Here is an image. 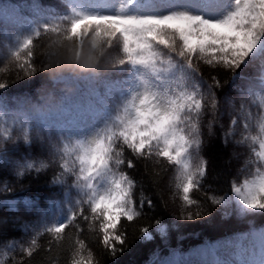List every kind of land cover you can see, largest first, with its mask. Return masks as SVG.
<instances>
[{
    "label": "snow or ice",
    "instance_id": "6c2138e0",
    "mask_svg": "<svg viewBox=\"0 0 264 264\" xmlns=\"http://www.w3.org/2000/svg\"><path fill=\"white\" fill-rule=\"evenodd\" d=\"M67 9L69 14L28 23V31L16 36L7 48L0 79L13 70L17 78L20 72L33 76L50 59L48 48L54 41L75 45L77 58L79 50L88 43L92 50L90 62L104 59L111 68L129 69L130 76L108 85L109 91L117 90L118 97L113 100L111 117L102 127L87 135H72L68 129H62L65 134L58 142H53L51 135L47 137L52 162L61 169L52 183L63 187V198L52 201L48 211L42 213L41 221L32 226L35 234L26 246L12 240L6 242L5 251L14 252L18 246L31 257L39 247L40 235L48 233L59 243L70 225L80 230L77 218L82 217L89 222V230L102 235V244L116 259L126 245V235L118 226L123 227L122 219L132 222L141 215L133 199L135 182L121 171L126 149L138 159L156 158L161 163L162 158L174 167L176 187L189 208L183 218L193 220L201 216L198 200L190 197V193L201 188L206 172V161L200 156L201 122L211 111V135L212 123L219 121L214 89L223 84L213 77V84L205 89L197 79V62L230 71L233 83L240 78L237 69L242 66L259 62L264 70V0H97L90 9L79 0H68ZM0 17L21 22L16 7H0ZM42 34H51L53 38L38 67L34 39ZM117 47L115 54L109 52ZM10 82H0V90H6ZM259 84L264 89V78ZM250 95L251 90L242 91L245 100ZM98 103L106 106L103 99H98ZM252 105L255 100L242 101L238 110L244 131L236 144L246 145L250 152L244 178L231 186L241 216L249 212L264 214V99L257 105L256 114ZM68 111L63 104L40 107L31 104L30 99H21L15 110H9L0 100V144L12 141L14 130L20 133L16 140L30 144L35 131L43 142L41 132ZM237 122V118L231 120L233 127L224 134L225 144L227 138L235 135ZM0 161L11 163L6 159L5 148L0 150ZM48 167L44 159L25 160L17 162L16 175L23 177L33 170L40 173ZM127 167H134L131 159L127 160ZM11 191L7 182L0 187V192ZM210 199L213 204L226 202L214 196ZM8 203L14 207L16 202ZM24 203L33 206V201L25 199ZM144 203L145 199H141V206ZM147 203L151 206V200ZM192 206L196 207L195 212L191 211ZM49 213L56 217L50 224L46 220ZM156 224L157 232L166 235L167 226L159 220ZM142 238L151 239L148 228L142 229ZM76 245L71 264H93L90 250L86 259L82 255L87 250L84 240L77 239ZM194 255L199 257L198 264H264V230L205 245ZM169 264L191 262L178 260Z\"/></svg>",
    "mask_w": 264,
    "mask_h": 264
},
{
    "label": "trees",
    "instance_id": "16d2710c",
    "mask_svg": "<svg viewBox=\"0 0 264 264\" xmlns=\"http://www.w3.org/2000/svg\"><path fill=\"white\" fill-rule=\"evenodd\" d=\"M19 0H0L1 5L11 7V4ZM34 5L28 9L30 0H24L20 4L21 22H13L0 17V68H3L7 60V48L12 46L15 37L23 35L28 31L29 22L42 21L45 17L69 14L67 9L68 0H32ZM47 6L51 11L40 14L38 7ZM53 36L42 34L41 37L34 39L36 44V60L43 59L42 53L47 49ZM88 39V38H86ZM118 47L109 49L115 54ZM199 69L198 80L207 89L209 84H213L212 78L215 77L223 84L222 88L214 89L216 98L219 102V121L212 123V133L209 134L208 124L212 121V113L208 111L201 122L202 146L200 156L206 161L205 177L202 180L201 188L190 193V197L197 199L200 205L201 216L193 219H184L188 214L189 208L182 200V192L176 187V170L167 165L161 158V163L156 162V158L144 160L133 156L130 150H125V164L121 169L126 172L135 182L133 189V199L137 209L141 212L134 221L128 222L122 219L119 231L126 235V245L124 250L116 259H112L108 250L102 244V235H97L88 228V221L82 217L77 218L80 225L78 231L75 227L69 226L65 229L63 239L57 243L48 233H43L38 239L39 247L31 257H27L17 246L14 252H6L5 244L8 241L27 242L35 234L32 230L33 225L41 221L42 213L47 212L52 201H60L63 198V187L52 183L61 169L58 163H53V157L47 142V137L51 135L53 142H58V138L64 135V126H56L50 122L46 131L41 132L42 140L37 137L36 132H32L30 144H26L22 139L15 138L20 135L18 130L13 131V140L5 144L6 159L11 163L0 161V187L7 182L12 188L11 192H0V261L4 264H71L73 253L75 252L77 239H83L87 245V250L82 255L87 258L88 250L91 251L93 264H169V262L183 260L198 264L199 257L194 253L205 245L216 244L238 235L247 234L255 228L264 226V214L247 213L241 216L238 212L239 202L231 196V184L242 179L246 172V161L250 155L246 145H238L236 141L241 138L243 120L238 116L241 102L250 103L254 114L258 113L260 100L264 99V89H261L259 81L264 78L259 62L242 66L237 69L240 78L233 83L232 73L226 69L209 66L203 61L197 62ZM111 73L116 78L123 74L126 78L130 76L127 68H111L102 72L100 75L106 76ZM4 79L0 82L10 80L6 90H0V100H3L8 107L11 106L8 100L10 95L30 96L32 101L38 98L41 88L46 83L43 73L37 72L33 76H25L20 72L17 78L15 70L10 74L5 73ZM97 76L93 79L92 75L73 77L64 75L53 81L52 87L57 90L60 97L64 93L60 91L64 86H72V93L80 91L82 94L89 95L98 93L99 87L96 85ZM228 83H224V81ZM87 88V93L85 89ZM251 90L253 95L245 98L242 91ZM118 97L115 92V98ZM9 101V103L7 102ZM237 118L235 135L227 138L224 142V134L227 133L231 125V120ZM104 123L95 128L102 127ZM94 130V131H95ZM70 131V130H68ZM93 131V132H94ZM72 135H87L84 130L70 131ZM255 134V131H253ZM44 159L49 163V167L40 173H26L23 177H17L16 164L23 163L25 160L39 161ZM133 161L134 167H127V160ZM166 166V168H165ZM70 182V178H69ZM73 195H76L73 190ZM225 200L222 204H213L210 197ZM33 201V206L26 205L24 200ZM141 199L145 203L141 206ZM151 200V206L147 203ZM15 201L12 207L8 202ZM87 209V206H85ZM195 206L191 211L195 212ZM64 214H67L65 209ZM50 224L54 222L55 216L49 213L46 217ZM167 226L166 235L161 236L157 232L156 221ZM28 230L25 231V226ZM148 228L151 239L142 238V229ZM118 247H121L118 245ZM15 258L13 260L12 258ZM159 260L160 263H157ZM155 261V262H154Z\"/></svg>",
    "mask_w": 264,
    "mask_h": 264
},
{
    "label": "clouds",
    "instance_id": "9594fccd",
    "mask_svg": "<svg viewBox=\"0 0 264 264\" xmlns=\"http://www.w3.org/2000/svg\"><path fill=\"white\" fill-rule=\"evenodd\" d=\"M48 51L51 53L50 59L46 60L45 66L38 71L46 77V83L41 88L36 101H31V104L44 106H58L60 97L57 95V90L52 87L53 81L58 80L64 75H72L80 77L83 75H100L110 66L104 59H99L98 62H90L89 57L92 55V50L88 43H85L82 50H79L71 43H63L54 41L49 45ZM64 95H70L73 89L70 86H64L60 89ZM5 145L0 144V150H3Z\"/></svg>",
    "mask_w": 264,
    "mask_h": 264
},
{
    "label": "rangeland",
    "instance_id": "374dc122",
    "mask_svg": "<svg viewBox=\"0 0 264 264\" xmlns=\"http://www.w3.org/2000/svg\"><path fill=\"white\" fill-rule=\"evenodd\" d=\"M96 2L97 0H79V3L82 4L86 9L92 8L96 4ZM102 92L106 93V96H108L109 91L107 84L104 85ZM65 107L67 108L68 105H66ZM67 109L69 110L68 113L61 115V116H65L67 125L72 128L82 127L86 129L88 132L94 129V125L97 122H100L101 120H107L110 117V112L108 107H103L99 111H97L96 106L90 102L85 104L83 101L78 102L76 100L75 101L73 100L71 109L70 108ZM242 179H240L235 183H239L240 181H242ZM231 195L232 197L236 198L232 192ZM260 230H264V228L260 227L252 231H260Z\"/></svg>",
    "mask_w": 264,
    "mask_h": 264
}]
</instances>
